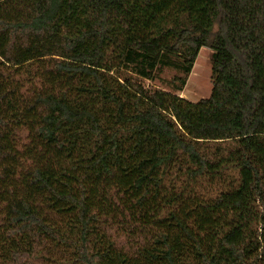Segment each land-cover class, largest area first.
Returning <instances> with one entry per match:
<instances>
[{
  "label": "trees",
  "instance_id": "obj_1",
  "mask_svg": "<svg viewBox=\"0 0 264 264\" xmlns=\"http://www.w3.org/2000/svg\"><path fill=\"white\" fill-rule=\"evenodd\" d=\"M0 264H264V0H0Z\"/></svg>",
  "mask_w": 264,
  "mask_h": 264
},
{
  "label": "rangeland",
  "instance_id": "obj_2",
  "mask_svg": "<svg viewBox=\"0 0 264 264\" xmlns=\"http://www.w3.org/2000/svg\"><path fill=\"white\" fill-rule=\"evenodd\" d=\"M211 55L210 47L200 49L185 87L183 90L177 91L181 97L195 102L211 95L213 88ZM175 74V69L163 68L156 79H143V83L153 88L170 89L171 80Z\"/></svg>",
  "mask_w": 264,
  "mask_h": 264
}]
</instances>
